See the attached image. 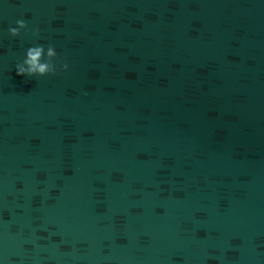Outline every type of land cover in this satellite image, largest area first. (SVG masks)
Listing matches in <instances>:
<instances>
[{
    "label": "water",
    "instance_id": "1",
    "mask_svg": "<svg viewBox=\"0 0 264 264\" xmlns=\"http://www.w3.org/2000/svg\"><path fill=\"white\" fill-rule=\"evenodd\" d=\"M0 264H264V0H0Z\"/></svg>",
    "mask_w": 264,
    "mask_h": 264
},
{
    "label": "clouds",
    "instance_id": "2",
    "mask_svg": "<svg viewBox=\"0 0 264 264\" xmlns=\"http://www.w3.org/2000/svg\"><path fill=\"white\" fill-rule=\"evenodd\" d=\"M17 27L9 28V32L12 37H20L21 30L28 28V24L24 20H17ZM34 36H39V29L33 30L32 33ZM47 60L45 58V49L43 46H34L30 47L26 53V59L23 64L16 65L17 74L20 76L26 77H44L49 74L55 75L57 71L68 70V65L64 64L62 69H58L57 66L53 63L58 58L57 51L51 45L47 48Z\"/></svg>",
    "mask_w": 264,
    "mask_h": 264
}]
</instances>
